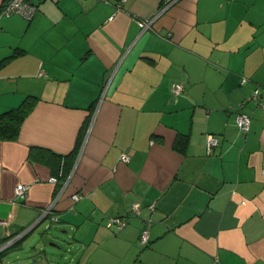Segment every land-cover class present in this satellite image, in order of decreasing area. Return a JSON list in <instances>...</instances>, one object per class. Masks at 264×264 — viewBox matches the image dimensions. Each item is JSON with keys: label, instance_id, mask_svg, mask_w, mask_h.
<instances>
[{"label": "crops", "instance_id": "crops-1", "mask_svg": "<svg viewBox=\"0 0 264 264\" xmlns=\"http://www.w3.org/2000/svg\"><path fill=\"white\" fill-rule=\"evenodd\" d=\"M31 2L0 17V113L37 98L0 138V243L44 223L62 261L22 264H264V112L240 106L264 94V0Z\"/></svg>", "mask_w": 264, "mask_h": 264}, {"label": "built area", "instance_id": "built-area-1", "mask_svg": "<svg viewBox=\"0 0 264 264\" xmlns=\"http://www.w3.org/2000/svg\"><path fill=\"white\" fill-rule=\"evenodd\" d=\"M177 0H163L162 11L168 8L171 4H173ZM37 7L36 5L31 2V0H5L0 7V17L3 15H9L12 13H17L22 16L26 20H30L34 13L36 12ZM151 20H137V24L140 29L146 30L151 27ZM247 79L242 77L241 83H244ZM182 90V86L180 84H174L171 88L172 94H177ZM248 101L256 102L257 106L264 112V94L260 90V87H255L252 92L241 101L240 105L246 104ZM251 123V116L247 112L244 111H237L235 115V124L239 130L243 133H246L249 130ZM219 139L215 134L207 133L206 134V141H205V151L206 154H211L214 148L218 145ZM119 160L122 162H127L129 160V155L126 152L121 153L119 156ZM57 181V177L51 176L49 178V182L55 183ZM28 186L23 183H18L14 188V195L21 196L25 193ZM80 194L74 193L71 195V199L76 201L80 198ZM52 206H48L41 210V218L46 216L48 213H51ZM131 211L134 214H138L140 211V204L139 202H133L131 205ZM51 219H55V217H51ZM128 222V218L124 216H112L107 219V224L110 227H113L115 230H118L124 227ZM28 229L23 231L20 235L16 236L13 239L6 240L3 244H0V253L4 250L5 247L10 245V243L15 242L18 238L25 235ZM139 241L143 244L148 243V228L147 226L141 229L139 235ZM2 243V242H1Z\"/></svg>", "mask_w": 264, "mask_h": 264}, {"label": "rangeland", "instance_id": "rangeland-1", "mask_svg": "<svg viewBox=\"0 0 264 264\" xmlns=\"http://www.w3.org/2000/svg\"><path fill=\"white\" fill-rule=\"evenodd\" d=\"M52 229H46L45 224L41 223L38 226L31 228L27 231V233L18 241L10 243L7 247L4 248V250L0 253V264H22L25 260L28 261V259H36L37 257L43 258L45 257L44 250V244H46V250L47 248L50 250H58L57 260L62 261V255L65 254L64 244L60 243V245L63 246V250H59L57 247L54 249V247H50L48 245V240L45 241L44 239L46 235H51ZM23 232H17L11 236L10 239L15 238L16 236L20 235ZM43 233L44 234L42 236ZM8 239V240H10ZM5 241H2L3 244ZM59 243V242H58Z\"/></svg>", "mask_w": 264, "mask_h": 264}, {"label": "trees", "instance_id": "trees-1", "mask_svg": "<svg viewBox=\"0 0 264 264\" xmlns=\"http://www.w3.org/2000/svg\"><path fill=\"white\" fill-rule=\"evenodd\" d=\"M36 100L37 98L35 96H27L18 106L0 113V138L1 139L14 140L17 138L21 124L23 120L25 119V117L28 115V113L33 108ZM248 102H252V101H248ZM181 139H183V137H181ZM23 236L18 238L16 241L21 239ZM7 239H10V237Z\"/></svg>", "mask_w": 264, "mask_h": 264}, {"label": "water", "instance_id": "water-1", "mask_svg": "<svg viewBox=\"0 0 264 264\" xmlns=\"http://www.w3.org/2000/svg\"><path fill=\"white\" fill-rule=\"evenodd\" d=\"M39 224H40V223H39ZM39 224L36 223L35 225L31 226L28 230H30L31 228L33 229L34 227L38 226ZM47 228H49V227H46V229H47ZM44 234H47V233H43L42 236H43ZM56 246H57V248H58L59 250H63V246H62V245H58V244H56Z\"/></svg>", "mask_w": 264, "mask_h": 264}]
</instances>
